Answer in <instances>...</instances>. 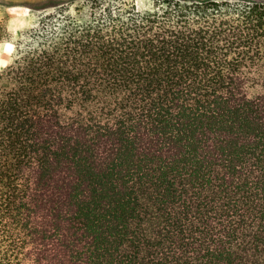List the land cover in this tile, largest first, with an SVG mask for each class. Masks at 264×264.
Listing matches in <instances>:
<instances>
[{
  "label": "trees",
  "instance_id": "1",
  "mask_svg": "<svg viewBox=\"0 0 264 264\" xmlns=\"http://www.w3.org/2000/svg\"><path fill=\"white\" fill-rule=\"evenodd\" d=\"M40 12L0 26V264H264V0Z\"/></svg>",
  "mask_w": 264,
  "mask_h": 264
},
{
  "label": "rangeland",
  "instance_id": "2",
  "mask_svg": "<svg viewBox=\"0 0 264 264\" xmlns=\"http://www.w3.org/2000/svg\"><path fill=\"white\" fill-rule=\"evenodd\" d=\"M85 0H0V26L12 38L35 26L41 8L51 3H69ZM13 51L11 43L0 46V70L7 63V54Z\"/></svg>",
  "mask_w": 264,
  "mask_h": 264
}]
</instances>
